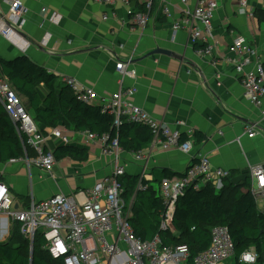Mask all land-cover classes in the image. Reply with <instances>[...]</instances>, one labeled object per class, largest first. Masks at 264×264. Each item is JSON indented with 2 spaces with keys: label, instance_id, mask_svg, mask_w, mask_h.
Returning a JSON list of instances; mask_svg holds the SVG:
<instances>
[{
  "label": "crops",
  "instance_id": "0c3cea01",
  "mask_svg": "<svg viewBox=\"0 0 264 264\" xmlns=\"http://www.w3.org/2000/svg\"><path fill=\"white\" fill-rule=\"evenodd\" d=\"M23 1L28 13L24 27L17 34L28 46L22 49L0 36V59L27 58L54 74L59 85H65L66 78H74L107 98L120 89L121 77L116 70L119 60L114 55L121 59L133 58L131 68L136 70L137 78H126L123 83L124 88H137L135 104L169 128L180 130L182 136L187 137L188 129L201 134L202 141L194 138V134L190 137L193 150L189 154L154 151L140 164L133 160L131 153H124L128 175H143L152 181L154 170L183 174L199 155L208 156L213 167L231 172L247 173L250 166L264 164V103L259 109L245 98L240 77L235 72V55L230 52L234 39L243 36L258 49L264 64V23L257 14L264 10V0H246L252 16L238 13L240 0H218L219 9L213 23L217 48L206 59L196 54L201 44H193L185 32L174 35L172 22L164 18L152 16L143 34L131 33L126 6L120 2L115 8L92 0ZM197 2L190 0V8L194 9ZM43 9L47 10L45 14ZM7 11V0H0V19ZM114 11L118 19L102 20L104 14ZM52 15L60 21H44ZM44 43H47L45 47ZM159 50L184 59L181 62L169 55L151 56ZM189 70L193 72L189 74ZM38 92L44 101L47 96L44 86ZM24 103L32 113L28 99ZM180 122L186 126H180ZM248 128H254V137H249ZM58 129L69 138V144L55 140L54 151L61 146L87 150L88 161L65 158L57 161L51 173L27 161L0 163V181L17 202L31 198L40 202L57 194H71L92 188L96 182L111 176L112 167L102 156L98 143L88 142L81 132L63 126ZM29 156L33 157L32 152ZM143 169H146L144 174ZM242 180L244 175L231 178L228 180L231 183L224 180L221 190L228 191L227 185H236ZM9 235L0 234V240L7 242L4 237Z\"/></svg>",
  "mask_w": 264,
  "mask_h": 264
},
{
  "label": "built area",
  "instance_id": "2783aa9c",
  "mask_svg": "<svg viewBox=\"0 0 264 264\" xmlns=\"http://www.w3.org/2000/svg\"><path fill=\"white\" fill-rule=\"evenodd\" d=\"M102 6L115 7L120 2L127 9L128 26L131 33L143 34L154 16L172 22V32L187 33L193 44H201L197 50L200 58H210L216 51L214 37V19L219 9L218 0H198L194 9L190 0H137L143 5L141 10L131 7V0H92ZM8 11L1 15L0 36L17 47L27 48V42L17 34L26 23L28 13L23 0H7ZM46 9L42 10L45 14ZM238 13L252 16L246 0H240ZM178 14V16H177ZM118 19L116 11L104 14L107 22ZM44 21H60L55 15ZM57 22V23H58ZM45 42V41H44ZM47 43L42 46L45 47ZM123 48V47H122ZM230 52L235 55V72L240 77L245 98L254 106L262 109L264 103V66L258 49L248 39L239 36L232 42ZM116 70L121 77L120 89L109 97H100L98 93L74 78L64 79L78 101L97 104L103 113L112 117L114 127L140 125L148 128L153 139L145 151L131 153L136 163L144 164L147 156L154 151H180L189 154L193 150L190 137L194 130H187L188 140L182 141L180 130L171 129L156 120L150 113L135 104L136 87L124 88L123 80L137 78L132 69L133 58L121 59L118 56ZM193 71H188L190 74ZM221 81V77L218 76ZM221 83H218L220 86ZM0 104L13 123L16 134L23 143L25 156L11 160V163L26 162L51 173L57 161L52 142L59 140L69 144V138L62 129L42 131L39 124L27 112L22 97L13 88L10 81L0 70ZM264 118V110H262ZM180 126L186 124L178 123ZM252 138L254 128H248ZM88 142L98 143L103 157L112 167L111 176L98 181L92 188L57 194L47 200L37 202L33 198L17 202L9 188L0 181V234L9 233L15 224H20L21 233L30 242L40 233L46 241L44 249L54 260H63L64 264H227L235 259V245L229 229L216 226L211 230L208 249L192 258L187 245L164 246L157 236L152 241H142L134 233L130 222L131 213L125 211L124 189L120 180L127 174V164L123 160L126 153L117 140L111 141L107 135L100 137L90 130L80 133ZM222 135V132L219 133ZM33 153V157L29 153ZM146 169H143L144 174ZM247 174L252 180L251 194L260 212L264 213V164L250 166ZM232 178V172L224 168L213 167L210 158L199 155L197 160L183 173L182 177L164 181L160 187V196L166 206L161 223L162 231L174 233L172 220L176 203L189 188H200L210 184L220 191L224 180ZM140 176L139 189H143ZM258 254L254 248L241 255L239 264H257Z\"/></svg>",
  "mask_w": 264,
  "mask_h": 264
},
{
  "label": "trees",
  "instance_id": "16d2710c",
  "mask_svg": "<svg viewBox=\"0 0 264 264\" xmlns=\"http://www.w3.org/2000/svg\"><path fill=\"white\" fill-rule=\"evenodd\" d=\"M131 7L139 11L143 5L131 0ZM257 14L264 23V10ZM0 70L23 102L28 99L32 113L24 103L25 108L45 133L60 126L76 132L90 130L100 137L107 135L111 141L117 140L126 153L145 151L152 143L153 136L148 128L140 125L114 127L112 117L103 113L99 105L78 101L69 87L58 84L54 74L27 58L0 59ZM41 86L47 91L44 101L38 92ZM194 138L203 140L201 134L195 131ZM186 140L188 138L182 136V141ZM24 141L25 138L20 139L16 134L13 123L0 104V163L23 158ZM54 156L56 161L70 158L83 163L89 159L87 150L71 146L57 148ZM236 175H244L245 180L227 185L228 191H216L210 184L199 190L189 188L176 203L172 220L175 232L172 233L161 230L166 206L160 196V187L164 181L182 177V174L154 170L152 181L142 180L143 189L138 188L139 176L126 174L120 182L124 189L125 211H130L132 215L130 222L136 237L147 242L159 236L163 245L168 247L187 245L194 258L208 249L211 230L223 226L229 229L235 245L236 264L251 247L258 254L257 264H264V213L259 211L252 197L250 176L241 171L232 172V178ZM20 229V224H15L7 242H0V264H64L63 260L50 257L44 249L46 241L40 233L30 242Z\"/></svg>",
  "mask_w": 264,
  "mask_h": 264
},
{
  "label": "water",
  "instance_id": "95a60500",
  "mask_svg": "<svg viewBox=\"0 0 264 264\" xmlns=\"http://www.w3.org/2000/svg\"><path fill=\"white\" fill-rule=\"evenodd\" d=\"M157 54H164V55H169V56H172L178 60H180L181 62L183 61L184 57L183 56H178L170 51H166V50H159V51H154L151 56H154V55H157ZM183 175V174H182ZM175 211H176V208L174 210V214L173 216L175 215Z\"/></svg>",
  "mask_w": 264,
  "mask_h": 264
},
{
  "label": "rangeland",
  "instance_id": "374dc122",
  "mask_svg": "<svg viewBox=\"0 0 264 264\" xmlns=\"http://www.w3.org/2000/svg\"><path fill=\"white\" fill-rule=\"evenodd\" d=\"M12 230V229H11ZM9 239V236H7V237H4V240H8ZM0 242H2L1 240H0ZM235 260L236 259H233V260H230L227 264H233V262L232 261H234L235 262ZM235 264H236V262H235Z\"/></svg>",
  "mask_w": 264,
  "mask_h": 264
}]
</instances>
